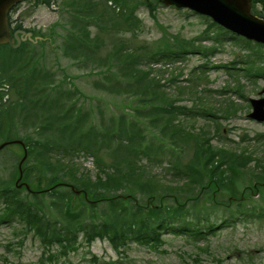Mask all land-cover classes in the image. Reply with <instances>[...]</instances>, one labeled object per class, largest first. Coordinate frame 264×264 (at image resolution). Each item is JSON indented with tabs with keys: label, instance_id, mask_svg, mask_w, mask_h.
Wrapping results in <instances>:
<instances>
[{
	"label": "trees",
	"instance_id": "16d2710c",
	"mask_svg": "<svg viewBox=\"0 0 264 264\" xmlns=\"http://www.w3.org/2000/svg\"><path fill=\"white\" fill-rule=\"evenodd\" d=\"M32 1L34 6L57 4ZM55 2H59L62 22L54 25L52 34L61 28L62 56L91 72L96 70L97 90L122 95L136 105L124 104L108 116L98 109V118L93 105L80 103V92L67 87V75L59 79L46 65L41 49L47 35L32 32L42 39L36 44L23 42L17 49L1 45L0 85L5 83L11 95L2 103L0 94V143L14 139L24 143L27 156L21 182L31 192L15 185L17 162L10 178L0 182V224L19 222L38 237L44 258L60 264L59 257L65 260L96 240L106 241L116 254L125 255L131 242L156 249L163 233L199 242L215 232L218 223L213 219L220 216L219 224H231L233 217L264 219L260 187L264 163L254 155L257 147L250 151L227 143L214 146L209 132L201 129L198 133L183 123L190 115L227 119L236 114L235 108L224 107L218 117L216 109L176 105L167 91L175 79L168 78L164 84L152 75L153 64L175 63L193 53L206 58L215 48L166 35L151 45L136 44L142 24L136 11L144 6L154 19L156 0ZM251 13L264 20V0H251ZM205 19L209 22L202 36L221 42L219 34L228 32ZM9 24L11 32L24 30L10 16ZM212 30L218 35L210 37ZM253 52L255 60H264V54ZM157 73L166 72L158 69ZM182 90L185 87L178 89ZM149 128L158 129V135L152 133L149 138ZM82 156L92 158L94 176L78 163ZM158 164L160 170L155 168ZM245 179L247 184L238 192L236 186ZM71 187L80 194L74 196ZM21 191L26 194L22 196ZM257 191L261 198L255 202ZM206 204L209 207L204 208ZM230 204L238 207L231 209ZM54 246L58 251L50 253Z\"/></svg>",
	"mask_w": 264,
	"mask_h": 264
},
{
	"label": "rangeland",
	"instance_id": "374dc122",
	"mask_svg": "<svg viewBox=\"0 0 264 264\" xmlns=\"http://www.w3.org/2000/svg\"><path fill=\"white\" fill-rule=\"evenodd\" d=\"M52 1L57 4L50 7L34 6L32 0L21 2L11 10L9 16L11 20L20 22L24 30L47 35L43 49H41L43 57L46 59V65L57 74L59 79L64 74L67 75V87L76 88L80 92V103H85L86 107L92 104L98 118V109L103 111L104 116H108L111 111L117 113V109L121 110V106L124 104L130 103L131 107L135 106L136 104L131 102L132 99L97 90L94 86V83L99 79L96 70L91 72L89 68L79 66L78 63L62 56L59 37L61 28H55L52 34L54 25L62 22V14L59 2ZM136 15L142 23L136 44L141 41V43L146 42L151 45L158 41L162 35H166L194 40L197 46L204 48H215L206 58L193 53L175 63L162 61L156 65L153 64L150 66L154 70L152 75L156 79H161V83L164 84L168 78L175 79L174 84L167 86V91L176 99V105L192 109L195 107L216 109L215 113L218 117L221 116L224 107L230 105L229 110L235 108L236 114L227 119L190 115L183 123L198 133H201V129L209 132L208 135L214 146L227 143L237 148L246 146L250 151L257 147L254 155L262 158L264 163V137H260V135H264V122H255L247 118V114L251 112L249 100L264 96V93L261 94L264 89V60H255L253 52L259 51L264 54V46H256L254 42L245 44L249 41L239 37L231 39L234 35L229 32L219 34V37L222 35L221 42L214 43L211 38L202 36L209 22L205 19L206 17L189 10L164 7L159 4L155 10L154 19L151 18L144 6L137 9ZM217 35L215 30L210 33V37ZM129 36L130 34L126 35V37ZM28 52H33V50L30 49ZM147 68L146 66L142 67L144 70ZM158 69H163L166 73L160 75L157 73ZM247 71L254 73V76L252 77V74H248ZM257 72L260 74L256 75ZM196 77H201V79L196 81ZM182 87H185V90L179 92L178 89ZM152 133L158 135V129L149 128L147 132L149 138ZM22 152L18 145H9L0 151V182L10 178L12 169L22 157ZM78 163L89 169L92 172L91 175L94 176L95 169L92 158L82 156L78 159ZM162 166L165 167L166 163H163ZM155 168L160 170L161 165L158 164ZM158 175L167 180L172 179L168 174ZM246 184V179L245 182L238 184L236 186L238 192H241ZM261 189L264 193V186ZM60 192L65 191L60 190ZM20 194L24 196L26 193L21 191ZM245 194L248 195L247 192ZM254 194L256 196H253L252 200L259 201L261 194L256 192ZM43 198L46 202L50 200L48 197ZM221 198L219 197V199ZM224 198L227 199V196ZM206 206L209 207V204H206L204 208ZM1 207L2 203H0V209ZM230 207L235 209L238 205L230 204ZM223 213L224 210L220 209L219 215ZM55 215H52L51 219H54ZM219 219L223 218L220 216L213 219L218 223L215 232L207 234L204 239L196 243L186 236L163 233L160 239L162 242L157 245L156 249L131 242L125 250V255H119L106 241L96 240L90 247L80 246L77 251L71 252L65 260L59 257L58 263L264 264V219L241 220L233 217L231 224H219ZM58 249L57 246H54L50 248L49 252L54 253ZM43 255V245L32 231L25 230L24 226L17 221L0 224V264H51ZM42 256L44 261L41 262Z\"/></svg>",
	"mask_w": 264,
	"mask_h": 264
},
{
	"label": "water",
	"instance_id": "95a60500",
	"mask_svg": "<svg viewBox=\"0 0 264 264\" xmlns=\"http://www.w3.org/2000/svg\"><path fill=\"white\" fill-rule=\"evenodd\" d=\"M24 0H0V45H9L16 49L22 42L36 43L41 38L33 37L31 32L17 30L11 33L8 22V15L11 9L19 2ZM165 7L176 9H187L198 15L210 18L218 26L243 37L249 41L264 46V20L250 12V0H157ZM264 93V89L261 94ZM251 112L248 118L264 122V96L258 99H250ZM18 144L23 148L24 155L18 164V179L22 178V163L26 158V148L19 140L5 141L0 143V150L7 145ZM28 189V186L26 185ZM75 194H79L71 188Z\"/></svg>",
	"mask_w": 264,
	"mask_h": 264
}]
</instances>
